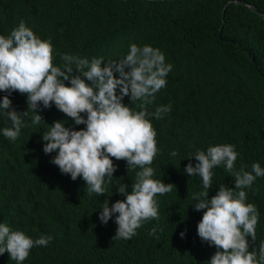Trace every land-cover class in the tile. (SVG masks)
Listing matches in <instances>:
<instances>
[{"label":"trees","instance_id":"trees-1","mask_svg":"<svg viewBox=\"0 0 264 264\" xmlns=\"http://www.w3.org/2000/svg\"><path fill=\"white\" fill-rule=\"evenodd\" d=\"M234 1L253 5L258 13ZM260 14L264 0H0V35H9L23 20L42 39L51 38L57 65L63 64L61 53L118 60L132 43L159 48L173 65L148 111L171 105L164 118L152 119L159 149L153 167L156 178L174 188L157 197L159 220L146 221L130 240L114 238L115 216L106 225L98 219L105 199L109 206L123 199L115 179L125 185L135 181L125 161L114 160L118 171L104 196L89 195L80 178L72 181L50 162L55 153L42 151L48 126L65 119L72 123L55 106L40 111V125L31 124L29 113L17 141L0 135V222L33 238L52 237L46 247L33 248L23 264H205L215 248L196 232L202 212L193 210L192 195L202 190L201 178L183 169L195 165L188 159L196 149L216 144L236 146L237 170L243 165L250 171L254 162L264 167ZM10 99L17 112L27 111L26 94L15 92ZM5 126L0 119V128ZM173 150L177 157L170 156ZM213 171L209 198L221 184L234 187L232 173L222 166ZM247 195L260 212L251 251L264 241V177ZM153 227L158 231L150 235ZM0 264L16 262L5 253Z\"/></svg>","mask_w":264,"mask_h":264},{"label":"clouds","instance_id":"clouds-1","mask_svg":"<svg viewBox=\"0 0 264 264\" xmlns=\"http://www.w3.org/2000/svg\"><path fill=\"white\" fill-rule=\"evenodd\" d=\"M54 52L51 38L42 39L23 20L9 35H0V93H4L0 119L9 125L0 128V135L17 141L28 126L29 113L31 124L40 125L44 123L40 111L55 106L72 123L65 119L47 125L42 151L55 153L50 162L72 181L80 178L89 195L104 196L118 171L114 160L125 161L127 171L135 172V181L125 185L115 179V192L123 199L111 206L105 199L98 219L106 225L115 216L114 238L130 240L146 221L159 220L157 197L174 188L156 178L153 167L159 149L152 119L164 118L171 105L148 111L156 93L166 87L173 65L165 62L159 48L148 44L132 43L126 54L110 61L61 53L63 64L57 65ZM15 92L26 94L27 111L17 112L13 107L10 97ZM135 102L138 105L131 107ZM178 155L176 150L170 153ZM239 155L233 144L209 145L206 150L196 149L188 159L195 165L189 162L183 169L189 177L201 178L202 190L192 195L193 210L202 212L196 232L202 243L215 248L205 264H264V241L258 250L249 251L256 241L260 212L247 195L257 179L264 177V167L254 162L250 171L243 165L237 170ZM221 166L234 175V187L221 184L209 198L213 170ZM157 231L153 227L150 235ZM179 235L183 239L186 231ZM51 240L43 234L33 238L0 222V256L7 253L16 264H23L33 248L46 247Z\"/></svg>","mask_w":264,"mask_h":264},{"label":"water","instance_id":"water-1","mask_svg":"<svg viewBox=\"0 0 264 264\" xmlns=\"http://www.w3.org/2000/svg\"><path fill=\"white\" fill-rule=\"evenodd\" d=\"M234 3L245 4V5H247V6H248L253 12L258 13L257 9H256L253 5L247 4V3L243 2V1H234ZM260 16H261L262 18H264V14H260Z\"/></svg>","mask_w":264,"mask_h":264}]
</instances>
